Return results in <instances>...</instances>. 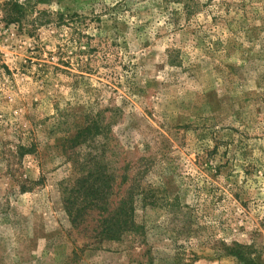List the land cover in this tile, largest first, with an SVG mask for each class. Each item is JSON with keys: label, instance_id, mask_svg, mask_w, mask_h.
<instances>
[{"label": "rangeland", "instance_id": "374dc122", "mask_svg": "<svg viewBox=\"0 0 264 264\" xmlns=\"http://www.w3.org/2000/svg\"><path fill=\"white\" fill-rule=\"evenodd\" d=\"M97 151L113 203L146 202L137 233L70 221ZM236 245L264 264V0H0V264H245Z\"/></svg>", "mask_w": 264, "mask_h": 264}, {"label": "trees", "instance_id": "16d2710c", "mask_svg": "<svg viewBox=\"0 0 264 264\" xmlns=\"http://www.w3.org/2000/svg\"><path fill=\"white\" fill-rule=\"evenodd\" d=\"M11 5V9L18 12L20 8L16 2L7 1L5 5ZM10 18V17H9ZM96 122V121H93ZM104 129L94 124L92 127L78 128L72 136V142H92L97 135H103ZM69 140V141H71ZM104 153L97 151L96 155L89 156L88 160L78 163L81 174L78 175L76 186L64 199V208L70 221L80 224V218L90 210H99V215L106 212L98 226H101L99 235L109 239H117L124 231L138 232L141 225L135 223L134 213L136 201L146 204L137 187L131 184L124 189L125 194L119 198L116 204L111 200L114 194L115 174L104 162ZM88 161V162H87ZM102 161V162H101ZM138 196L140 199H137ZM83 220V219H81ZM234 255L245 264H256L250 257L249 247L236 245Z\"/></svg>", "mask_w": 264, "mask_h": 264}]
</instances>
